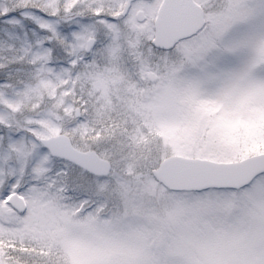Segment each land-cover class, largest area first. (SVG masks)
I'll list each match as a JSON object with an SVG mask.
<instances>
[{
    "label": "snow or ice",
    "instance_id": "obj_1",
    "mask_svg": "<svg viewBox=\"0 0 264 264\" xmlns=\"http://www.w3.org/2000/svg\"><path fill=\"white\" fill-rule=\"evenodd\" d=\"M0 264H264V0H0Z\"/></svg>",
    "mask_w": 264,
    "mask_h": 264
}]
</instances>
